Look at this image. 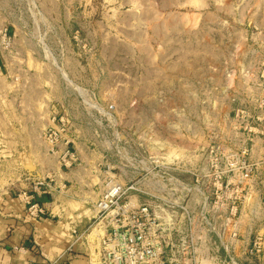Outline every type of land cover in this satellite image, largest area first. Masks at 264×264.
Instances as JSON below:
<instances>
[{"label": "rangeland", "instance_id": "obj_1", "mask_svg": "<svg viewBox=\"0 0 264 264\" xmlns=\"http://www.w3.org/2000/svg\"><path fill=\"white\" fill-rule=\"evenodd\" d=\"M62 115L70 168L44 135ZM255 137L264 139V0H0V191L20 198L33 180L66 177L54 211L64 236L82 222L89 264H104L115 215L144 205L146 237L168 264H213L206 245L219 240L204 233V214L216 227L228 216L224 241L240 263V230L251 240L257 221L264 231ZM113 177L136 185L101 214Z\"/></svg>", "mask_w": 264, "mask_h": 264}, {"label": "built area", "instance_id": "obj_2", "mask_svg": "<svg viewBox=\"0 0 264 264\" xmlns=\"http://www.w3.org/2000/svg\"><path fill=\"white\" fill-rule=\"evenodd\" d=\"M69 120L64 115L57 118L55 126L48 128L44 135L47 141L51 145V150L58 155L61 162V166L70 168L72 163L76 161L75 152L70 148V137L67 136L66 132L69 128ZM211 176L214 179V186H222L224 178V170L218 167L216 163L211 164ZM146 174H153V167L143 169ZM157 175V174H156ZM249 172H242V177H248ZM154 182V181H153ZM158 184H165L163 178L157 182ZM109 186L105 190L98 200L99 212L105 213L110 210L111 207L119 204L120 199L126 193L128 189L135 187V182L128 180V182H122L117 179L110 178L106 181ZM54 186H57V181L53 177L46 179L33 180L31 188L23 191L19 194L20 198L25 204L27 214L32 218H41L47 215V208L37 200V197L46 193L54 191ZM66 184L63 182L60 188L65 187ZM58 187V186H57ZM213 214L202 215L205 222L208 224L206 227L205 234H215L219 242H213L206 245V249L212 254L207 255L206 259L213 261V264H242L241 262H235L234 259L229 255L228 247L225 245L224 237L228 232L227 221L228 216L223 217L221 224L216 227L212 225ZM151 213L149 208L144 205L140 209H132V207H125L115 215V221L113 226L101 241V250L103 254L104 264H168L167 260H164V245L158 241H148L146 237V231L141 219L150 220ZM189 222L192 223L194 216L188 217ZM162 227L156 226L155 231ZM178 233L183 232L184 228H177ZM76 233V230H74ZM238 231L235 230L234 234ZM205 249V250H206ZM246 256L256 259L264 258V231L257 232L252 236L249 244L245 249ZM50 264H58V260H53ZM196 264V261L191 262Z\"/></svg>", "mask_w": 264, "mask_h": 264}, {"label": "crops", "instance_id": "obj_3", "mask_svg": "<svg viewBox=\"0 0 264 264\" xmlns=\"http://www.w3.org/2000/svg\"><path fill=\"white\" fill-rule=\"evenodd\" d=\"M254 146L258 168L264 171V139L255 137ZM61 175L56 177L57 186L66 179ZM63 175L72 179L75 176L71 172ZM258 186L260 194H264V186L256 182V187ZM14 192L13 187L0 191V264H50L53 260H58V264L90 263L87 256L88 246L78 233L83 227L82 222L75 223L77 229L71 230L70 235L62 234V221L57 220V212L54 211L59 198L55 195L56 190L37 197L48 210L47 215L41 218L30 217L23 200L16 197ZM63 214L62 211L59 215L64 218ZM258 226L256 221V233L261 232ZM239 235L244 236L240 240L244 251L250 240V231L240 230ZM225 245L228 246L226 242ZM240 261L242 264H264V258H251L245 254H241Z\"/></svg>", "mask_w": 264, "mask_h": 264}, {"label": "bare ground", "instance_id": "obj_4", "mask_svg": "<svg viewBox=\"0 0 264 264\" xmlns=\"http://www.w3.org/2000/svg\"><path fill=\"white\" fill-rule=\"evenodd\" d=\"M147 166H148V164H147ZM150 166V165H149ZM140 167V166H139ZM142 167V166H141ZM145 168V167H144ZM171 178V177H170ZM170 178H169V180H170ZM160 178H158L157 180H159ZM174 180V179H173ZM175 181V180H174ZM155 185V184H154ZM112 211H114V209H112Z\"/></svg>", "mask_w": 264, "mask_h": 264}]
</instances>
